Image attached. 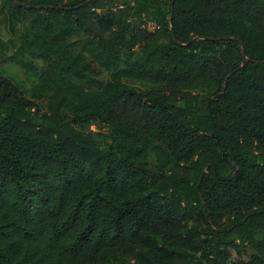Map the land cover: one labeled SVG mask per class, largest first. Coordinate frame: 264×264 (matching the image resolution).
<instances>
[{"label": "trees", "instance_id": "trees-1", "mask_svg": "<svg viewBox=\"0 0 264 264\" xmlns=\"http://www.w3.org/2000/svg\"><path fill=\"white\" fill-rule=\"evenodd\" d=\"M5 6L0 264H264V0Z\"/></svg>", "mask_w": 264, "mask_h": 264}, {"label": "rangeland", "instance_id": "rangeland-1", "mask_svg": "<svg viewBox=\"0 0 264 264\" xmlns=\"http://www.w3.org/2000/svg\"><path fill=\"white\" fill-rule=\"evenodd\" d=\"M4 0H1L2 3ZM28 21L17 19L8 8L2 7L0 12V75L9 78L20 88L27 99H32L35 86L42 83V73L46 69V61L31 55L23 49L21 35L27 28ZM156 25L147 24L152 32ZM96 126L88 124L87 131L95 130ZM252 253L251 249L247 250Z\"/></svg>", "mask_w": 264, "mask_h": 264}, {"label": "built area", "instance_id": "built-area-1", "mask_svg": "<svg viewBox=\"0 0 264 264\" xmlns=\"http://www.w3.org/2000/svg\"><path fill=\"white\" fill-rule=\"evenodd\" d=\"M149 23V22H148Z\"/></svg>", "mask_w": 264, "mask_h": 264}]
</instances>
